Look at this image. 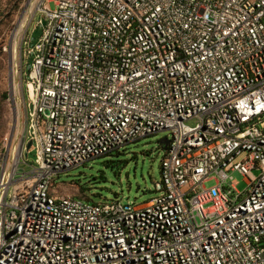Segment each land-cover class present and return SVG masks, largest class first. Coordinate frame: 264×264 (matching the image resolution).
<instances>
[{"label": "built area", "instance_id": "2783aa9c", "mask_svg": "<svg viewBox=\"0 0 264 264\" xmlns=\"http://www.w3.org/2000/svg\"><path fill=\"white\" fill-rule=\"evenodd\" d=\"M29 5L32 25L42 31L34 46L30 33L23 42L25 128L15 143L0 147V254L14 247L15 264H105L120 257H135L136 264H264V54H257L264 47V0ZM154 62L165 63V75L153 77ZM221 98H228L225 114L213 109ZM190 110L204 121H186ZM205 125L217 126L215 151L188 138L189 129L197 136ZM159 133L168 145L159 142L160 178L145 203L117 195L112 206H101L73 197L74 204L108 212V219H91L89 212L88 219L64 220L35 189L37 174L59 180L70 163L86 165L100 150L119 152ZM52 135L65 136L69 146L81 142L79 155H46ZM242 136H252V145L239 147ZM183 150H190L188 161H180ZM233 174L243 178L244 190ZM180 180H188V191L176 193ZM32 198H40L39 210H31ZM149 230H158V238H149ZM135 240H143V249H135ZM119 243H128L127 252L118 253ZM19 244L28 252H19ZM167 253H175V262L163 263Z\"/></svg>", "mask_w": 264, "mask_h": 264}, {"label": "rangeland", "instance_id": "374dc122", "mask_svg": "<svg viewBox=\"0 0 264 264\" xmlns=\"http://www.w3.org/2000/svg\"><path fill=\"white\" fill-rule=\"evenodd\" d=\"M29 4L30 0H0V147L21 138L26 125L20 94L23 42L30 33V45L34 46L42 31V26L32 25L35 12ZM13 82L18 86L17 94L12 89ZM164 137L166 134L159 133L141 139L119 152L61 174L56 193L86 202L112 200L117 195L136 204L149 201L155 196L154 182L160 178L163 150L159 142ZM33 159L30 154L29 162ZM233 179L238 190L245 189L239 174H233ZM212 185L213 181L205 184Z\"/></svg>", "mask_w": 264, "mask_h": 264}, {"label": "bare ground", "instance_id": "6f19581e", "mask_svg": "<svg viewBox=\"0 0 264 264\" xmlns=\"http://www.w3.org/2000/svg\"><path fill=\"white\" fill-rule=\"evenodd\" d=\"M31 1V0H30ZM18 37V36H17ZM257 54H264V47H257ZM151 74L153 77H162L166 74V66L163 62H154L151 66ZM13 81V80H12ZM233 83H240V76H233ZM260 84H264V70H260ZM12 89L17 94L18 86L15 82L12 83ZM230 99H240V92H230ZM228 105V98H221V102H213V109H218V114H225V107ZM18 109V108H17ZM19 114V113H18ZM186 121L190 124H199V121H204V114H198V110H190L186 114ZM217 126L205 125L200 130L189 129L188 138H195V145L198 149L204 152L215 151L220 147V140L216 139ZM209 136V140L206 139ZM252 145V136H242L239 138V147H246ZM81 149V142H71L63 135H52L45 141L46 155L51 157L74 158L79 155ZM116 152V148H109V150H100L98 154L89 157V162L109 156ZM190 157V150H183L180 152V161H188ZM262 161H264V152H262ZM83 166L81 162L70 163V170H74ZM44 167H51V158H44ZM81 168V167H80ZM44 184H48L44 186ZM58 180L53 181L51 174H37L35 189L40 191L41 199L45 202H51L53 208H58L61 213V219H88L89 212L91 219H108V212L96 211V205L90 204H74L71 196H54ZM188 191V180H180L176 185V193H184ZM91 204H100L101 206H112V200H102L99 202H89ZM40 198H32L30 200L31 210H39ZM157 217H165V210H157ZM190 222H197V214H190ZM22 230H29V222H22ZM149 238H158V230H149ZM135 249H143V240H135ZM128 250V243H119L118 253H125ZM19 252H28L27 244H19ZM212 251L204 252V259H211ZM17 259V250L14 247H3L0 254V264H15ZM175 262V253H167L163 256V263ZM105 264H136L135 257H120L119 259H111Z\"/></svg>", "mask_w": 264, "mask_h": 264}, {"label": "water", "instance_id": "95a60500", "mask_svg": "<svg viewBox=\"0 0 264 264\" xmlns=\"http://www.w3.org/2000/svg\"><path fill=\"white\" fill-rule=\"evenodd\" d=\"M160 144H163L164 145V148H166V146L168 145V141L166 140V139H162L161 141H160ZM31 147V142H29L28 144H27V149H29Z\"/></svg>", "mask_w": 264, "mask_h": 264}]
</instances>
